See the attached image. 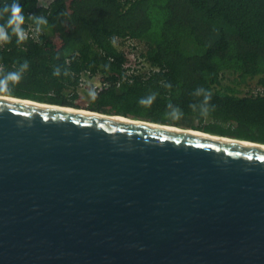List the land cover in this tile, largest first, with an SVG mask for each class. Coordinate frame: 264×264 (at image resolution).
Segmentation results:
<instances>
[{
	"label": "water",
	"instance_id": "1",
	"mask_svg": "<svg viewBox=\"0 0 264 264\" xmlns=\"http://www.w3.org/2000/svg\"><path fill=\"white\" fill-rule=\"evenodd\" d=\"M66 107L0 94V264H264L263 143Z\"/></svg>",
	"mask_w": 264,
	"mask_h": 264
},
{
	"label": "trees",
	"instance_id": "2",
	"mask_svg": "<svg viewBox=\"0 0 264 264\" xmlns=\"http://www.w3.org/2000/svg\"><path fill=\"white\" fill-rule=\"evenodd\" d=\"M39 1L18 0L32 35L0 44L5 72L29 62L19 84L2 95L264 144V92L238 89L255 77L264 86V0ZM13 2L0 0V8ZM30 15L45 17L47 25L36 32ZM124 40L136 43L145 70L130 65ZM201 87L214 106L206 116L190 108L203 100L195 95ZM152 93L150 106L139 103ZM80 97L86 109L78 108ZM170 103L182 109L180 120L168 118Z\"/></svg>",
	"mask_w": 264,
	"mask_h": 264
},
{
	"label": "clouds",
	"instance_id": "3",
	"mask_svg": "<svg viewBox=\"0 0 264 264\" xmlns=\"http://www.w3.org/2000/svg\"><path fill=\"white\" fill-rule=\"evenodd\" d=\"M7 14V20L5 23H0V44L10 43L12 36L16 37L17 43L24 42L27 38V32L25 31L23 25L25 24V15L24 9L18 2L14 0L10 5H4L3 8H0V17ZM30 19L36 24V32L41 31L42 25H47L48 21L43 16H29ZM10 30V31H9ZM11 33V34H10ZM29 62L25 60L20 64L19 68L15 71L5 72L3 67L0 66V94H10L13 90V87L22 80L23 74L28 70ZM67 75V71L64 72ZM54 76L61 75V69L56 67L53 71ZM165 87L170 88L171 84H166ZM203 95V100L200 102V105L191 104L190 108L193 111H199L201 115H208L214 106L210 105L211 93L206 91L203 87L198 88L195 92V95ZM93 98H95V93H92ZM156 99V94L152 93L147 97L141 98L139 103L141 105L150 106ZM169 111L167 113L168 118L173 120H180L184 113L182 109L177 106L172 105L171 103L167 106Z\"/></svg>",
	"mask_w": 264,
	"mask_h": 264
},
{
	"label": "rangeland",
	"instance_id": "4",
	"mask_svg": "<svg viewBox=\"0 0 264 264\" xmlns=\"http://www.w3.org/2000/svg\"><path fill=\"white\" fill-rule=\"evenodd\" d=\"M47 0H41L39 1L40 5H45ZM138 47V46H137ZM136 47V48H137ZM121 48L124 49L125 52L128 53V59L130 62L131 66H135L137 68H140L141 70H145L147 65L143 64L141 62H139L136 58L137 55V49L136 48H132V44H129L128 42L123 41V44L121 45ZM98 78H94L92 80L93 84H98ZM222 85H226L229 83L228 79H222L221 81ZM238 89L240 90V94H255L258 92L263 93L264 92V86L260 85L257 83V78H247L243 83H241L238 86ZM76 104L78 106V108H84L86 109V101L83 97H80L77 101Z\"/></svg>",
	"mask_w": 264,
	"mask_h": 264
},
{
	"label": "bare ground",
	"instance_id": "5",
	"mask_svg": "<svg viewBox=\"0 0 264 264\" xmlns=\"http://www.w3.org/2000/svg\"><path fill=\"white\" fill-rule=\"evenodd\" d=\"M66 109L71 110V111H75V112H81V113H85V114H95L94 112L91 111H86V110H81V109H75V108H71V107H66ZM115 119H120V120H127L124 117H119V116H112ZM169 128H173V129H178L177 127H169ZM226 140H231L230 138H225ZM233 140V139H232Z\"/></svg>",
	"mask_w": 264,
	"mask_h": 264
},
{
	"label": "built area",
	"instance_id": "6",
	"mask_svg": "<svg viewBox=\"0 0 264 264\" xmlns=\"http://www.w3.org/2000/svg\"><path fill=\"white\" fill-rule=\"evenodd\" d=\"M48 1V0H47ZM27 32V34H29V30L28 31H26ZM29 35H32V34H29ZM125 42H128L129 44H132V48L131 49H133V46H135L136 45V43L134 42V41H132V40H124ZM96 85V84H95ZM98 85V84H97ZM97 85L95 86V87H97Z\"/></svg>",
	"mask_w": 264,
	"mask_h": 264
}]
</instances>
